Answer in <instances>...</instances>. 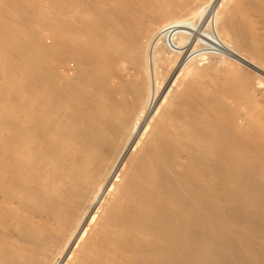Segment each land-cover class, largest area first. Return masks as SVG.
Listing matches in <instances>:
<instances>
[{"label": "bare ground", "instance_id": "bare-ground-1", "mask_svg": "<svg viewBox=\"0 0 264 264\" xmlns=\"http://www.w3.org/2000/svg\"><path fill=\"white\" fill-rule=\"evenodd\" d=\"M256 16L264 0H0V264H264L263 130L239 97L244 52L264 88Z\"/></svg>", "mask_w": 264, "mask_h": 264}, {"label": "rangeland", "instance_id": "rangeland-1", "mask_svg": "<svg viewBox=\"0 0 264 264\" xmlns=\"http://www.w3.org/2000/svg\"><path fill=\"white\" fill-rule=\"evenodd\" d=\"M48 7L53 8L55 6L49 5ZM8 21L12 22L13 19L8 20ZM138 27H143V26L139 25ZM253 27H254V30L260 36L261 40L264 42V22L260 16H256L255 18H253ZM45 35L47 34L45 33ZM46 40L48 41V39ZM213 52L218 53L221 51L214 50ZM250 57H251L250 52H244L243 61H242V72L239 74L245 77H252L253 85L249 88L250 92L248 94L240 93L239 97L240 99L242 98L243 101H245L248 108L251 109L256 122L262 126L261 129L263 130V132L260 133V135L262 138H264V88L260 86L258 83V76L255 74L253 65L251 66ZM226 62H227L226 64H228L229 60H227ZM231 62H229V64ZM236 65L235 64L232 65L231 63V65H229V69L232 68V66L233 68L234 66L241 67L240 64H238L237 66ZM77 70H78L77 61L74 59H66V60H61L60 62H58V64L55 65L53 69V73L57 76L59 80L65 83L67 79H70L76 76ZM134 71H135V66L132 60L129 57H127L126 54L123 52L122 56L119 58L118 65L115 71L113 72L114 73L113 80L115 83H119V84L121 83V84L127 85L129 84L131 80V76L134 73ZM126 104L129 109L134 106L135 96L133 94L129 93L126 95ZM125 113H128V112H125ZM186 159H187L186 155H182V160L185 161ZM92 171H93L92 169L87 170L86 175L90 176L92 174ZM24 213L28 215L29 214L28 209H25ZM42 220L50 221L51 217H44L42 218ZM52 224L53 226L58 225L57 222H52ZM10 225H11L10 220L9 219L6 220L4 224L5 228H8V229L11 228ZM7 236L11 240H15V241L22 240L21 235H19L18 233H13L11 230L7 231ZM72 241L75 247H77L78 241L76 240H72Z\"/></svg>", "mask_w": 264, "mask_h": 264}]
</instances>
